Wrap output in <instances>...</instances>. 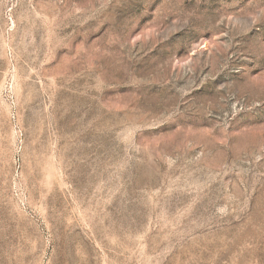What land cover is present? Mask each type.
I'll use <instances>...</instances> for the list:
<instances>
[{
	"label": "rangeland",
	"instance_id": "obj_1",
	"mask_svg": "<svg viewBox=\"0 0 264 264\" xmlns=\"http://www.w3.org/2000/svg\"><path fill=\"white\" fill-rule=\"evenodd\" d=\"M0 264H264V0H0Z\"/></svg>",
	"mask_w": 264,
	"mask_h": 264
}]
</instances>
